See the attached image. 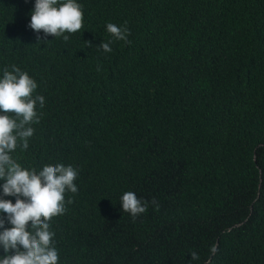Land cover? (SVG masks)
I'll return each instance as SVG.
<instances>
[{"label":"trees","instance_id":"1","mask_svg":"<svg viewBox=\"0 0 264 264\" xmlns=\"http://www.w3.org/2000/svg\"><path fill=\"white\" fill-rule=\"evenodd\" d=\"M78 3L80 31L38 42L34 0H0V68L45 98L13 156L78 169L49 221L58 264H264V0ZM107 23L129 42L104 53Z\"/></svg>","mask_w":264,"mask_h":264},{"label":"clouds","instance_id":"2","mask_svg":"<svg viewBox=\"0 0 264 264\" xmlns=\"http://www.w3.org/2000/svg\"><path fill=\"white\" fill-rule=\"evenodd\" d=\"M28 27L37 33L38 42L41 32L44 38L67 41L65 33L82 28V6L78 0H34ZM105 29L111 37L98 50L108 53L113 41L129 42L126 25L107 23ZM37 87L35 79L15 64L0 68V264H58L49 221L65 212V193L78 190V169L72 165L46 164L37 170L13 156L17 147L28 148L32 125L39 123L38 108H43L45 98L34 94ZM119 204L133 219L147 209L133 191L123 192ZM190 255L198 259L197 253Z\"/></svg>","mask_w":264,"mask_h":264}]
</instances>
